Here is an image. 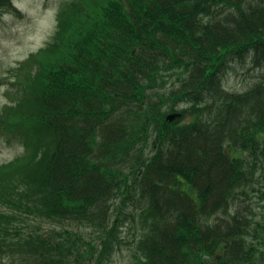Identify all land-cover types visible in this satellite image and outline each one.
<instances>
[{
    "label": "trees",
    "instance_id": "trees-1",
    "mask_svg": "<svg viewBox=\"0 0 264 264\" xmlns=\"http://www.w3.org/2000/svg\"><path fill=\"white\" fill-rule=\"evenodd\" d=\"M248 60L264 0H63L0 110V264H264V74L225 84Z\"/></svg>",
    "mask_w": 264,
    "mask_h": 264
},
{
    "label": "rangeland",
    "instance_id": "rangeland-1",
    "mask_svg": "<svg viewBox=\"0 0 264 264\" xmlns=\"http://www.w3.org/2000/svg\"><path fill=\"white\" fill-rule=\"evenodd\" d=\"M62 1L13 0L15 10H8L0 15V110L16 95L18 67L32 53L45 47L54 34ZM262 74L264 65L257 66L252 60H248L244 65H238L230 71L225 84L227 89L243 90L257 81ZM23 153V147L19 144L9 145L0 138V164ZM134 210L131 204L125 209L128 212ZM136 212L138 213L137 210ZM123 231L124 239L131 241L135 231L129 223ZM132 253L130 243L113 257L112 264H133Z\"/></svg>",
    "mask_w": 264,
    "mask_h": 264
},
{
    "label": "water",
    "instance_id": "water-1",
    "mask_svg": "<svg viewBox=\"0 0 264 264\" xmlns=\"http://www.w3.org/2000/svg\"><path fill=\"white\" fill-rule=\"evenodd\" d=\"M181 116H182V114L177 113V114L170 115V116L168 117V119H169L170 121H173L174 119H176V118H180Z\"/></svg>",
    "mask_w": 264,
    "mask_h": 264
}]
</instances>
